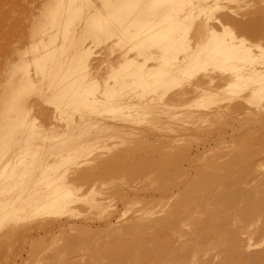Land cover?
I'll use <instances>...</instances> for the list:
<instances>
[{
  "label": "bare ground",
  "instance_id": "6f19581e",
  "mask_svg": "<svg viewBox=\"0 0 264 264\" xmlns=\"http://www.w3.org/2000/svg\"><path fill=\"white\" fill-rule=\"evenodd\" d=\"M97 1L49 0L0 44V263L31 242L18 264H264V137L252 136L264 116L243 117L264 111V10L230 7L262 0ZM225 125L242 132L233 154L191 157ZM105 144L110 155L82 161ZM105 173L123 184L76 185Z\"/></svg>",
  "mask_w": 264,
  "mask_h": 264
},
{
  "label": "rangeland",
  "instance_id": "374dc122",
  "mask_svg": "<svg viewBox=\"0 0 264 264\" xmlns=\"http://www.w3.org/2000/svg\"><path fill=\"white\" fill-rule=\"evenodd\" d=\"M47 1H49V0H14V1H11V0H8V1L7 0H0V15H1L0 16V22H1L0 23V33H1L0 35L3 34L2 35L3 37L0 36V39L4 38L6 35L10 34L11 32H14V30L18 31V35L19 34L24 35L27 32V29L30 28V25H29L30 20L31 19L32 20H37V19L40 18V14L43 12L44 6L46 5ZM93 2L97 6L101 5L97 0H93ZM249 3L250 2H248V5H246V6H245V3H240V4L236 3L237 5L231 3L230 7L233 8V10L235 11V13L237 15H239L240 17L243 16L245 19L250 17V15L253 14V13H256L258 15L262 10H264V0L258 1V2H254L252 5H250ZM233 5L235 7H233ZM243 5H244V7H243ZM23 18H25V19H23ZM10 30H13V31H10ZM24 31H26V32H24ZM5 33H7V34H5ZM240 35L243 36L244 34H240ZM245 35H247V34H245ZM8 37H10V36L8 35ZM8 37H5V39H4L5 41L4 40L0 41L1 42L0 44H2V42H3V44H7V41L11 38L10 37L8 39ZM244 37L246 38V36H244ZM247 39H249L250 42H252V43L259 42L258 38H255V37L252 38L249 35L247 36ZM7 46H9V42H8ZM97 51H99V50H97ZM223 83L224 82L215 81L214 84H213V88H215V87H217V86H219V85H221ZM228 100H230V99L223 98L222 101L219 102V104H218V101H217L218 108L219 107L225 108V106L226 107L230 106L231 104H233L235 102H238V101H241L242 99H240V98L236 99L235 98L232 101L231 100L228 101ZM187 102H189V100ZM187 105H189V104H187ZM215 105L216 104H214L213 107H215ZM251 106H253V105L248 106V113L247 114H243V117L246 119V122L248 124L249 123L252 124V123H254L256 121L257 118L264 116V111H258L257 109H255L254 107H251ZM189 107H191V106L189 105ZM182 109H184L183 111H185V110L186 111H190V109H188V110L185 109V108H182ZM192 109H194V108H191V110ZM182 118H184V117H181V120H182ZM186 120H187V116L184 118V121H186ZM140 123H142V122H140ZM145 124L147 125V123H143L142 125L141 124L140 125L136 124V125H137L138 128H144L146 126ZM136 125H134L135 128H137ZM225 126H227V125H225ZM253 132L254 133L252 134V136L255 137V138L264 137V127H261L260 129L257 128ZM241 134H242L241 131H236V130L233 129V127H230V126H227L226 128L225 127H222V128L218 127L216 129H214L211 133H209V140L208 139H201L200 141L195 140L194 142H191V144L188 147L189 148V153H190L191 157L197 156L196 154H199V156H202L203 158H207V155H209V157H211L213 155L214 156L215 155H218V156L226 155V158H224V159H227L229 155H231V154H233V152H235V150L237 148L236 147L237 138ZM100 135H102V134H100ZM104 139L105 140L107 139L106 143H108V144H110V142L113 141V140H110L109 138H107V136L106 137L104 136ZM257 146H258V148L260 147L259 150H264V148H262V147H264V144H260V145L256 144V147ZM120 147H122V146H119L118 148H120ZM208 149H210V150L207 151V152H204V150L206 151ZM99 150H102V151H99ZM114 150L115 149H113V150L110 149L109 146L107 147L106 144H105V146H103V148H99V146H98V148L93 150L90 155L82 157V161H84V163L90 162L93 159H95L96 156L100 152H104L108 156ZM260 154H259L260 156L258 155L259 158H257V160H259V161L264 160V151H261ZM223 157H225V156H223ZM224 159H221V160H224ZM196 160H203V159L202 158L201 159L196 158ZM188 166H189V163L186 161L184 163V171H185V173L188 171ZM254 171H255L254 175H256V176H258L260 178L262 176H264V167L256 168ZM107 173L109 175L112 172H107ZM108 175L106 174V176L105 175L101 176L102 179H100V180H101L102 186H101V183H99L100 180H95L94 181L95 183L97 181H99V182L97 184H95L94 186H92L94 184V182H93V184L90 183V182H89V184L85 183V185L84 184L82 185V183H78L77 182L76 185H78L80 187L83 186V189H81V190H90V188L91 189L92 188L95 189L97 187H99V189H100L102 187L100 190H106L107 191V190H113L115 187H118L121 184H123V181H121L123 179V178H121L122 177L121 175H118L119 176L118 178H116L117 176L116 177L114 176L115 174H113L112 178L109 177ZM152 177H154V174H149V175L143 177L142 179L137 180V181H140V182L137 183V181H136L135 186L136 185H138V186H136L135 190L138 191L140 197L145 195L147 192L151 193L152 189L155 188L156 182H155L154 178H152ZM186 178H187V176L182 175V176H179V177H177L175 179V184L177 185L178 188H180V187L182 188L183 187V185H184V183L186 181ZM109 182H113L112 185H110ZM148 190H150L151 192L148 191ZM114 207H116L118 214H120L124 210V205L122 203H120V202L114 201ZM136 209H137V206H133L132 208L130 207V209L127 212L126 216L125 217L123 216L122 218H120L121 222H123V219L126 218L127 216L131 215ZM60 218L61 219H69V220L76 221V222L77 221H84V220H90L91 219V218L89 219L85 215L74 217V216H69L68 214L67 215H63ZM92 221L97 226V222L98 221L97 220H90V223H93ZM193 222L196 223L197 219L194 220ZM57 234H59V233H57ZM39 237L42 238L43 236L40 235ZM88 237H91V235H88L87 237H85V240L86 239L87 240L90 239ZM34 238H37V236H35ZM30 243L31 242L23 245L22 248H20L19 244H17V243H15V245H13V247H11V250L20 248L18 250L19 254L15 257L17 264L20 263L22 259H25L28 256ZM83 252H85V251H83ZM47 254L46 253H42L41 256H43V258H44V257L47 256ZM85 258H86V254H85ZM44 263H45L44 261L38 262V264H44ZM0 264H2V262ZM3 264H5V263H3Z\"/></svg>",
  "mask_w": 264,
  "mask_h": 264
}]
</instances>
